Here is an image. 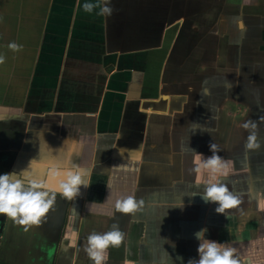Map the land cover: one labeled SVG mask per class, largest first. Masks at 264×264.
<instances>
[{
  "label": "crops",
  "instance_id": "1",
  "mask_svg": "<svg viewBox=\"0 0 264 264\" xmlns=\"http://www.w3.org/2000/svg\"><path fill=\"white\" fill-rule=\"evenodd\" d=\"M238 1L215 18L189 0H111L110 16L84 0H0V173L75 163L89 184L28 231L0 217V264H90L87 235L113 223L125 235L108 264H186L201 228L264 264V0ZM210 142L233 161L223 182L240 204L225 215L193 195V152L209 157ZM129 194L139 211L117 212Z\"/></svg>",
  "mask_w": 264,
  "mask_h": 264
},
{
  "label": "clouds",
  "instance_id": "2",
  "mask_svg": "<svg viewBox=\"0 0 264 264\" xmlns=\"http://www.w3.org/2000/svg\"><path fill=\"white\" fill-rule=\"evenodd\" d=\"M80 7L87 13L95 12L96 15L104 16H110L113 11L111 0H104L102 4L98 0H84ZM240 127L248 133L244 143L245 151L260 150L262 144L257 137L256 121L245 119ZM208 147L211 155L207 158L193 152V172L198 183L203 186L202 191L193 195L198 194L204 202L215 204V212L225 215L227 210L234 209L240 204V198L223 182L233 172V161L218 155L219 150L214 142H210ZM34 162L35 159L30 160L28 167ZM82 186L87 188L89 184L83 175V169L75 163L65 168L48 166L44 179H33L27 175L22 177L21 172L15 171L0 173V217L7 218L28 231L46 219L57 197L74 200ZM141 204L142 201L129 194L115 202V210L122 214L134 215L139 211ZM206 232V228H201L193 233L198 242L197 255L196 258H189L186 264H245L244 258L238 254L233 244L229 241L208 239ZM124 235L115 223L107 231L90 232L86 244L83 245L90 264H108V249L120 247ZM72 242L75 243V236Z\"/></svg>",
  "mask_w": 264,
  "mask_h": 264
},
{
  "label": "rangeland",
  "instance_id": "3",
  "mask_svg": "<svg viewBox=\"0 0 264 264\" xmlns=\"http://www.w3.org/2000/svg\"><path fill=\"white\" fill-rule=\"evenodd\" d=\"M236 1H238V0H189L188 10H189L190 15L195 14V12H197V13L199 12V15L203 16L204 15L203 11H206L207 7L209 8L210 6H212V8L214 9L215 12L213 15H211V17H215V16L217 17V12H218V7H219L218 3H221V6L223 5L222 7H224V9H227L226 14H227V16H229V15H233L238 10L239 5ZM223 2H224V4H223ZM232 30L233 29H228V31H227L228 33L226 32L227 42L231 38L229 36L230 33H234V30L233 31ZM248 33H249V31H248ZM231 36H232V34H231ZM197 42H199V41H197ZM227 49L228 48L225 47V50H227ZM261 118H264V115L261 116Z\"/></svg>",
  "mask_w": 264,
  "mask_h": 264
}]
</instances>
